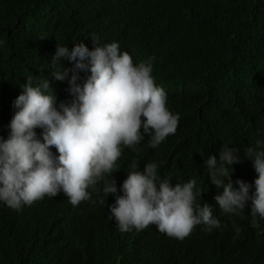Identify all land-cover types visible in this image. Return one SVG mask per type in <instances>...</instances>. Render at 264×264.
<instances>
[{
	"label": "trees",
	"instance_id": "trees-1",
	"mask_svg": "<svg viewBox=\"0 0 264 264\" xmlns=\"http://www.w3.org/2000/svg\"><path fill=\"white\" fill-rule=\"evenodd\" d=\"M42 34L49 38L40 40ZM90 34L100 45L118 42L134 64L155 57L152 75L180 117L175 134L156 148L145 136L138 152L122 149L116 184L123 185L134 160L141 171L155 162L172 184L195 179L204 191L197 202L211 204L220 227L227 226L220 233L197 225L181 241L151 230L122 233L98 203L73 207L58 195L14 210L0 202V264H264V219L252 226L251 201L239 215L223 213L214 199L223 188L204 165L222 147L238 149L241 161L227 166L233 187L242 179L255 190L258 173L243 149L264 141V0H0V136L9 135L27 77L52 80L51 69H39L57 44L83 42L91 50ZM52 86L57 104L72 99L67 81ZM97 196L108 206L109 196Z\"/></svg>",
	"mask_w": 264,
	"mask_h": 264
},
{
	"label": "clouds",
	"instance_id": "clouds-1",
	"mask_svg": "<svg viewBox=\"0 0 264 264\" xmlns=\"http://www.w3.org/2000/svg\"><path fill=\"white\" fill-rule=\"evenodd\" d=\"M90 35L91 50L83 42L71 49L57 44L51 62L39 69H51L52 80L34 82L29 75L20 85L9 135L7 139L0 136V202L20 210L46 196L60 195L68 206L100 204L104 219L122 233L151 230L182 241L201 224L207 231L215 227L221 233L227 224L224 221L220 227L211 204L197 202L204 191L196 188L195 179L172 184L158 175L155 162L141 171L134 160L123 185L116 184L113 174L121 169L117 161L122 149L138 152L145 136L149 146L156 148L175 134L180 117L168 108L167 93L152 75L155 57L134 64L132 55L121 52L118 42L100 45L99 37ZM45 38L49 37H39ZM53 80L68 82L70 101L57 104ZM37 128L42 129L39 136ZM238 151L222 147L219 158L213 154L204 165L211 182L223 188L214 197L221 211L239 215L251 201L252 226L257 228L255 218L264 219V141L256 139L243 149V158L251 160L258 173L254 191L242 179L235 181L238 188L233 187L227 166L241 161ZM100 191L109 196L108 206L104 198L98 199ZM236 232H240L238 227Z\"/></svg>",
	"mask_w": 264,
	"mask_h": 264
}]
</instances>
